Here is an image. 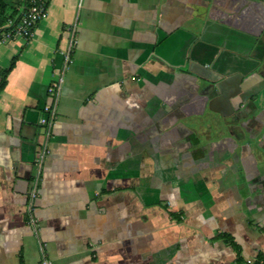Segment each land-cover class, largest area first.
<instances>
[{"label": "crops", "instance_id": "1", "mask_svg": "<svg viewBox=\"0 0 264 264\" xmlns=\"http://www.w3.org/2000/svg\"><path fill=\"white\" fill-rule=\"evenodd\" d=\"M14 58L0 264H235L226 236L264 261V0H48L29 38L0 43V72Z\"/></svg>", "mask_w": 264, "mask_h": 264}, {"label": "built area", "instance_id": "2", "mask_svg": "<svg viewBox=\"0 0 264 264\" xmlns=\"http://www.w3.org/2000/svg\"><path fill=\"white\" fill-rule=\"evenodd\" d=\"M48 0H29L28 6L21 7V12L17 24H13L14 21L10 20L4 26L5 31L0 33V43L9 41L16 37L31 36V28L38 24L46 15V5ZM14 25V26H13ZM73 36V32H72ZM74 44V36L71 38L69 48L66 52V56L63 63L64 71L67 65L70 63L69 53ZM63 77L60 75L54 79L47 87L48 103L45 104L40 112L39 126L43 135V141L40 145L37 155L34 161V177L32 181V187L29 192V198L27 203V223L35 228V219L33 216L34 200L37 196L38 184L41 178V172L48 152V144L51 138V130L56 118V109L62 86ZM42 264H51L49 261L43 259Z\"/></svg>", "mask_w": 264, "mask_h": 264}, {"label": "trees", "instance_id": "3", "mask_svg": "<svg viewBox=\"0 0 264 264\" xmlns=\"http://www.w3.org/2000/svg\"><path fill=\"white\" fill-rule=\"evenodd\" d=\"M28 1L29 0H17L12 3H7L6 0H0V33L5 31L6 28L4 26L8 23V21L10 20L14 21L13 23L14 25L18 23L20 12H21V7L22 6L27 7ZM36 26L37 24L31 28V32H33ZM29 37L30 36H27L26 38H29ZM15 59L16 58L12 59L10 66L7 69L0 72V91L6 85L7 76L14 66ZM226 239H227L228 244L236 252L235 264H248L243 260L241 256L240 247L237 246L232 241V239H230L229 237L226 236ZM260 261H262L263 262L262 264H264V261L262 260L261 256L258 255L252 264H259Z\"/></svg>", "mask_w": 264, "mask_h": 264}]
</instances>
